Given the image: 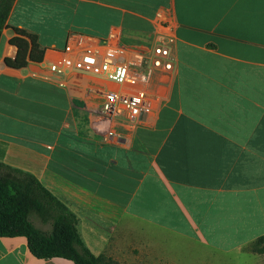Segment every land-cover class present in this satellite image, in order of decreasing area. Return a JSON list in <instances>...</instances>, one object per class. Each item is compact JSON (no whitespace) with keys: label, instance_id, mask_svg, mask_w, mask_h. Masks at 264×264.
Here are the masks:
<instances>
[{"label":"crops","instance_id":"1","mask_svg":"<svg viewBox=\"0 0 264 264\" xmlns=\"http://www.w3.org/2000/svg\"><path fill=\"white\" fill-rule=\"evenodd\" d=\"M16 29L36 37L41 62L8 65ZM159 42L170 69L153 65ZM109 52L136 84L77 67ZM111 91L144 93L150 112L100 116ZM0 164L86 221L97 257L178 264L166 247L175 237L202 264L253 253L264 235V0H13L0 38ZM0 264L74 263L39 260L16 237L0 238Z\"/></svg>","mask_w":264,"mask_h":264},{"label":"trees","instance_id":"2","mask_svg":"<svg viewBox=\"0 0 264 264\" xmlns=\"http://www.w3.org/2000/svg\"><path fill=\"white\" fill-rule=\"evenodd\" d=\"M12 2L0 0V38ZM16 33L11 43L18 48V54L15 59L7 60L8 65L22 68L29 61L41 62L44 50L40 48L36 37L22 29H16ZM19 173L25 176L24 180L0 178V238L24 237L30 253L39 260L62 258L74 264H118L105 256L92 254L81 238L76 215L35 176ZM46 208L52 214V231L49 234L36 228L29 219L32 209L42 212ZM251 251L264 255V235L252 243Z\"/></svg>","mask_w":264,"mask_h":264},{"label":"built area","instance_id":"3","mask_svg":"<svg viewBox=\"0 0 264 264\" xmlns=\"http://www.w3.org/2000/svg\"><path fill=\"white\" fill-rule=\"evenodd\" d=\"M169 58L170 51L166 43L159 42L154 47V67L159 68L164 66L165 69H170L171 63L169 62ZM115 61L114 52L106 53L101 62L96 55L90 54L82 57L77 62V67L89 72L104 74L118 83L136 84L138 78L130 72L129 66L118 64ZM150 109L144 93L132 95L126 91H111L106 94L105 101L101 107L100 116L112 118L115 116L127 115L132 119H137L143 113H149Z\"/></svg>","mask_w":264,"mask_h":264},{"label":"rangeland","instance_id":"4","mask_svg":"<svg viewBox=\"0 0 264 264\" xmlns=\"http://www.w3.org/2000/svg\"><path fill=\"white\" fill-rule=\"evenodd\" d=\"M114 54L116 57V53ZM2 177H11L16 178L18 180L25 179V176L23 174L0 165V178ZM41 200H43V197L41 198ZM51 215L52 214H50V211H48L47 208L42 212H39L36 209H32L29 214V219L36 228L49 234L52 231ZM84 224L85 225H83V223H79L78 228L82 234L83 239L86 242L87 247L90 249V226L87 224L86 221L84 222ZM190 244L192 243H190L188 240L175 237L174 239H171L166 242V247L168 246L169 249H171V252L173 254L175 253V261L178 262V264H202L200 263L201 260L199 258V250L197 246L195 248ZM133 252L128 251L127 254H125L126 252H123L124 256L118 255L117 253L116 255H114L115 260L119 261L121 260V258L123 259L125 257L126 259L124 260V264H149V261L147 259L140 261V259H136V257H129L131 254H136L135 252ZM94 254L99 255L98 251L95 249ZM211 261L212 264H264V257L259 256V254H253L248 251H236L228 254H217L216 257H213V259H211ZM119 262L123 263V260Z\"/></svg>","mask_w":264,"mask_h":264}]
</instances>
